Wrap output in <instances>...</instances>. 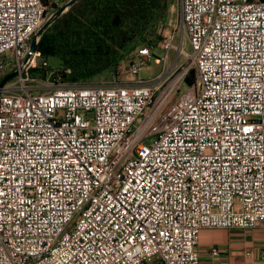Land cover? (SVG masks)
I'll return each instance as SVG.
<instances>
[{"label":"built area","instance_id":"1","mask_svg":"<svg viewBox=\"0 0 264 264\" xmlns=\"http://www.w3.org/2000/svg\"><path fill=\"white\" fill-rule=\"evenodd\" d=\"M179 7L163 73L141 78L142 47L85 86L30 75L48 6L0 0V79L18 71L0 89V264H202L203 229L264 222V1ZM173 49L188 67L169 80Z\"/></svg>","mask_w":264,"mask_h":264},{"label":"trees","instance_id":"2","mask_svg":"<svg viewBox=\"0 0 264 264\" xmlns=\"http://www.w3.org/2000/svg\"><path fill=\"white\" fill-rule=\"evenodd\" d=\"M53 10L59 7L42 0ZM174 0H79L47 29L39 50L48 68H33L39 79L57 78L69 84L87 85L102 77L118 76V66L142 47L156 48L162 41L161 27ZM52 70L57 73L50 74ZM198 76L191 67L184 77L192 86Z\"/></svg>","mask_w":264,"mask_h":264},{"label":"crops","instance_id":"3","mask_svg":"<svg viewBox=\"0 0 264 264\" xmlns=\"http://www.w3.org/2000/svg\"><path fill=\"white\" fill-rule=\"evenodd\" d=\"M214 246L222 250L220 264H264V222L251 229H203L198 244L202 264H210Z\"/></svg>","mask_w":264,"mask_h":264},{"label":"rangeland","instance_id":"4","mask_svg":"<svg viewBox=\"0 0 264 264\" xmlns=\"http://www.w3.org/2000/svg\"><path fill=\"white\" fill-rule=\"evenodd\" d=\"M51 1L54 4H59V6H60L61 4L66 2L67 0H51ZM54 10L51 7H48V16ZM179 17H180L179 0H174V5L170 8L169 17H168L167 21L165 22V24L161 27L162 36H163V34L168 36L170 33L175 31V29L178 27ZM180 39H181V33H178L177 34V38L175 39L174 43L176 45H179L180 44ZM183 48L186 51H191L192 50L191 49V44H190L189 40L187 39V37L184 38ZM151 53H152V55L150 56L149 60H144L143 61V67H142L141 74H140L141 78H143L145 80H153L159 74L163 73L164 70H165L163 62L160 61V58L163 57L164 54H165V51L163 50V48L160 45H158L156 48H152L151 49ZM170 64H172L174 69H176V68L178 69L181 65H182V67L180 69H178L177 72L175 74H173L169 78V80L170 79H174L177 76V74L182 72L183 68L188 67V63H185L184 57L182 55L178 56L177 51L174 50V49L171 50V52H170ZM5 75L6 74H4L3 76H5ZM115 78H117V77H115V76L111 77V78L102 77V78H99L98 80H96L94 83L87 84V85L104 84V83L113 81ZM1 79H0V81H1ZM37 79L40 80V82H46V83L51 82V83H54V84L62 81V79L60 77L47 78V79H44V80L39 79V78H37ZM87 85H85V86H87ZM172 85H173V82L171 83L169 88ZM179 85H180V87H179L178 92L176 91V89H173V91H172V95H173L172 102L175 101L179 96H181L189 87L183 81H181V83H179ZM141 121H142V119L140 118L139 121H138V124H136L134 126V128H137L138 125L141 123ZM150 141H151V139L150 140L149 139L146 140L147 143H149Z\"/></svg>","mask_w":264,"mask_h":264},{"label":"water","instance_id":"5","mask_svg":"<svg viewBox=\"0 0 264 264\" xmlns=\"http://www.w3.org/2000/svg\"><path fill=\"white\" fill-rule=\"evenodd\" d=\"M79 0H67L55 9L45 20L39 30L34 34L32 39V49H39L40 40L49 27H51L61 16L67 13ZM264 1V0H261ZM18 71L7 73L0 81V89H2L8 82L14 79ZM1 91V90H0Z\"/></svg>","mask_w":264,"mask_h":264},{"label":"flooded vegetation","instance_id":"6","mask_svg":"<svg viewBox=\"0 0 264 264\" xmlns=\"http://www.w3.org/2000/svg\"><path fill=\"white\" fill-rule=\"evenodd\" d=\"M4 77V76H3Z\"/></svg>","mask_w":264,"mask_h":264}]
</instances>
